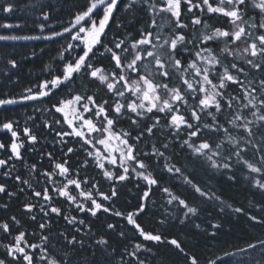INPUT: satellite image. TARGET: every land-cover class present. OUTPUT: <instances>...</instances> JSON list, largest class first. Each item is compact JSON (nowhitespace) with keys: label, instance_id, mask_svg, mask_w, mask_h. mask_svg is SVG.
Instances as JSON below:
<instances>
[{"label":"snow or ice","instance_id":"snow-or-ice-1","mask_svg":"<svg viewBox=\"0 0 264 264\" xmlns=\"http://www.w3.org/2000/svg\"><path fill=\"white\" fill-rule=\"evenodd\" d=\"M121 4L126 13L142 12L146 19L131 31L117 21L109 38ZM13 10L7 0L0 3L3 13ZM41 15L50 18L43 9ZM38 27L41 33L47 27L48 34H0V41L70 37L58 50L55 72L19 95L0 98L2 110L35 102L22 129L18 120L0 116L6 134L0 140V194L18 202V213L35 225L31 233L24 230L16 214L7 216L9 202L0 200V264H148V242L171 245L184 264H201L177 238L140 223L157 191L165 206L160 225L198 217L199 200L247 215L264 230V203L255 205L259 216L250 214L196 179L197 168L209 181L213 174L234 181L239 170L264 196V0H86L60 31ZM6 65L9 71L19 67L14 56ZM48 135L59 154L37 149ZM26 152H38L39 161L29 164ZM72 156L78 157L75 163ZM89 167L108 182V191L87 175ZM133 180L137 204L125 211L116 206L118 185ZM66 208L84 218L66 214ZM101 213L125 223L105 220L96 238L89 218L100 220ZM59 219L64 227L53 232L52 222ZM112 233L126 243L114 246ZM257 251L259 258L252 255ZM225 257L234 264H264V239L205 264H226Z\"/></svg>","mask_w":264,"mask_h":264},{"label":"trees","instance_id":"trees-1","mask_svg":"<svg viewBox=\"0 0 264 264\" xmlns=\"http://www.w3.org/2000/svg\"><path fill=\"white\" fill-rule=\"evenodd\" d=\"M5 0H0V3H4ZM14 5L12 13H3L0 11V24L10 23L19 24L20 28L4 29L0 28V34H16V35H45L48 34V28H45L44 33H41L38 25L44 23L51 25L57 31H60L62 27L68 26L69 22L75 15L76 10L80 5H83L86 0H7ZM126 2V0H124ZM41 9L49 12L50 18L48 21H44L41 15ZM146 17L142 12L126 13L123 10V4L115 14V19L111 22V28L108 32V37L111 38L112 34L116 31L115 24L117 21L122 24H127L129 31L134 28H139L143 25ZM214 22V21H213ZM70 37L65 34L64 37H58L53 41L47 40H19V41H0V98L5 96H16L23 93L24 89L31 87L47 77L48 72H55L58 63V50L61 46L66 47L67 40ZM79 51V49H77ZM67 55V53H66ZM14 56L18 63V69L9 71L6 65V58ZM106 63V62H105ZM47 69V71H45ZM7 72V75H5ZM35 102H29L27 106L22 105H9L7 110L0 109V116H9L19 121L21 129L24 126L25 118L27 115L33 113V105ZM39 116V114H36ZM40 121L38 120L37 123ZM127 127V124L122 125ZM43 131V129H41ZM6 134L0 132V140L5 139ZM52 136L48 135L47 139H41V142L37 145V149H43L45 152L56 149L57 154L60 152V146L51 143ZM71 146V145H70ZM143 147V145H141ZM66 150V149H65ZM82 156V154H81ZM25 157L28 163L39 161V153L26 152ZM77 156H72V162L77 161ZM45 167L48 165V161L45 158L42 162ZM17 169L20 172H24L25 169L21 164H17ZM98 172L94 167H89L87 175L89 177H95L100 181L103 190L108 191V182L104 181L102 176H96ZM228 174L216 175L213 174L209 181V175L204 170L197 168L196 179L203 185H208L226 202L234 207H243L246 212L254 215H260V211L256 208V204L264 203V196H261L252 189L245 181L243 173L239 170L235 171L236 179L230 181L227 179ZM167 179V177L165 178ZM11 183V181H9ZM135 180L131 183L125 182L124 186H119L121 191L120 199L116 202V206L122 210H133L137 204ZM14 190V189H11ZM180 191H190L187 189H180ZM161 193L156 192V195L152 196L150 201L151 211L140 217V223L149 230H159L164 232L167 238H177L184 248L192 253L196 254L201 264H205V261L209 258H215L217 256L223 257L224 252H235L238 246H243L246 242H255L256 239H264V230L259 225H253L248 220L247 215L234 213L230 208L218 205V202L201 203L197 200L201 211L198 217H193L190 220H186L185 224L181 225L179 219L169 220L166 225H160L158 220L162 218V213L165 212L164 201L161 199ZM23 199V196H21ZM0 200L8 201L6 196L0 194ZM154 201V205L152 204ZM10 204V210L7 212V216L16 214L18 219L21 220L23 229L29 233L32 232L35 225L27 219V217L18 213V202L8 201ZM169 211H172L176 216H182V213L177 211L173 206H166ZM66 214H75L80 218H84L83 213H76L75 210L65 209ZM5 213L0 210V218L4 217ZM92 223L94 225L93 232L97 233L96 238L99 237L100 231L103 230L102 223L116 222L118 224L125 223L119 218L109 217L106 214H100V220L93 218ZM218 224V229L212 228V224ZM65 222L63 219L53 220L52 230L53 232H59L63 229ZM195 224H200V228L197 229ZM16 226H14L15 228ZM212 232H216L215 237L209 235ZM31 238V237H30ZM5 243L7 241H4ZM35 242V241H34ZM90 243V242H89ZM110 243L114 246H119L125 241H121L120 238L112 233L110 236ZM148 247L152 248V253H148V264H184L183 255L174 249L171 245L160 244L155 245L148 242ZM4 249L0 247V258H2ZM83 256L89 257L91 250L83 252ZM259 258V251L252 254ZM99 253H97V259H99ZM226 264H234V261H228V258H224ZM219 264V262H218Z\"/></svg>","mask_w":264,"mask_h":264}]
</instances>
